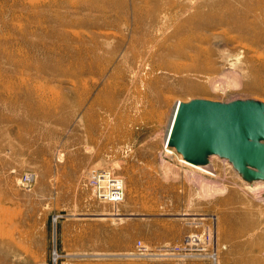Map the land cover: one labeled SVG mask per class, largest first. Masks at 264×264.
Returning <instances> with one entry per match:
<instances>
[{"label": "rangeland", "instance_id": "374dc122", "mask_svg": "<svg viewBox=\"0 0 264 264\" xmlns=\"http://www.w3.org/2000/svg\"><path fill=\"white\" fill-rule=\"evenodd\" d=\"M89 49L104 72L74 85ZM263 60L264 0H0V264H264V192L217 155L204 193L163 150L177 99H264ZM99 170L124 201L95 197ZM209 227L216 258L165 250Z\"/></svg>", "mask_w": 264, "mask_h": 264}, {"label": "water", "instance_id": "95a60500", "mask_svg": "<svg viewBox=\"0 0 264 264\" xmlns=\"http://www.w3.org/2000/svg\"><path fill=\"white\" fill-rule=\"evenodd\" d=\"M167 143L194 164L218 155L245 179H264V101H178Z\"/></svg>", "mask_w": 264, "mask_h": 264}, {"label": "bare ground", "instance_id": "6f19581e", "mask_svg": "<svg viewBox=\"0 0 264 264\" xmlns=\"http://www.w3.org/2000/svg\"><path fill=\"white\" fill-rule=\"evenodd\" d=\"M252 12H254L253 13L254 20L249 21L248 20V17L252 14ZM242 13H243L242 14V17L241 18H237L235 16V14H234V11L232 9H229L227 12L224 11V15L221 17V19H222V21L229 22L230 24H228V25L231 26V28H235V29H238V30H250V29L253 30L255 25L259 27V24L261 23V21H260L261 19H260L259 14H257V13L255 14V11L254 10H249V9L244 10ZM189 22L190 23H194V24L195 23H198V22L194 21L193 19H191ZM199 24L203 25L204 27H206V26L211 27L210 25H208L207 23H205V21L204 22H201ZM221 24L224 25L226 23L225 22H222ZM103 63H104L103 62V59H102V57L100 55L97 54V51H95L94 49H89L88 51H86V53H84V55H81V57H79V63L77 61L76 62H73L72 66H71L70 75L77 80V81L74 82V85H77V82L78 83H81V84H84L85 79L82 78V76H84V75H88V74H100L101 75L104 72V64ZM76 64H80L79 68L76 67ZM260 65L262 66V68L264 70V60L262 61V63ZM233 80H231V81H233V83L236 84L237 83V80L235 78H233ZM86 82H87V80H86ZM77 86H79V85H77ZM102 96H103V93H101L98 96V100H101ZM255 98L264 101V99L262 97H255ZM205 99L212 100L210 98H205ZM178 101H182V100L181 99H177L176 102H175V105L177 104ZM175 105H174V108H175ZM174 108H173V111H174ZM173 111L171 113V116H170V118H169V120H168V122L166 124V128L164 130V138H163V150H164V153H166L167 157L168 156L169 157H172V155H176L181 163H183V164L191 167L192 168V171L190 172L189 177L196 178V180L198 179L199 184L201 185L202 189L204 190L203 191L204 193L213 194L214 191L219 190V185L214 180L208 179V178L200 175L199 172L200 173L201 172L207 173L209 175H214L213 174V171H209L208 169L211 170L212 165H213V159L217 155H211L209 162L206 163V164H194L192 162L187 161L183 157V155L181 153H179L175 149V147L170 146L167 143V138H168V133H169L170 126H171V121H172V118H173ZM221 159H223V158H221ZM161 161L162 162H165V159H163ZM223 161H227V159H223ZM161 165H163V164H161ZM94 173L95 172L93 171V174ZM187 174H188V172H187ZM236 174L240 177L241 181H243V183L246 185V187L250 191H252V192H256V191L260 192L261 191L262 193L264 192V179L248 180V179H245L244 176L241 173H239L238 171L236 172ZM53 256H54V260L57 261V259L60 257V254L58 253L57 250H55L54 253H53Z\"/></svg>", "mask_w": 264, "mask_h": 264}, {"label": "built area", "instance_id": "2783aa9c", "mask_svg": "<svg viewBox=\"0 0 264 264\" xmlns=\"http://www.w3.org/2000/svg\"><path fill=\"white\" fill-rule=\"evenodd\" d=\"M22 182L25 186L30 185L32 176L26 175ZM95 197L103 202L111 204H119L125 199V183L121 176L114 174L108 170L95 171L89 181ZM213 243V231L207 228L202 232H194L185 236L182 242L174 246L168 247L173 256L198 257L208 255L209 258H216V253L209 244ZM141 246V244H139ZM147 247L144 248L146 250ZM50 264V263H47ZM56 264V263H52Z\"/></svg>", "mask_w": 264, "mask_h": 264}]
</instances>
